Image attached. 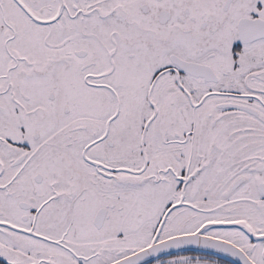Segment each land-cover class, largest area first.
<instances>
[{
	"label": "snow or ice",
	"instance_id": "snow-or-ice-1",
	"mask_svg": "<svg viewBox=\"0 0 264 264\" xmlns=\"http://www.w3.org/2000/svg\"><path fill=\"white\" fill-rule=\"evenodd\" d=\"M0 264H264V0H0Z\"/></svg>",
	"mask_w": 264,
	"mask_h": 264
}]
</instances>
